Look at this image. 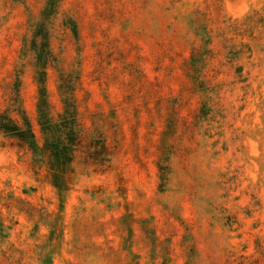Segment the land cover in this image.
<instances>
[{
	"label": "rangeland",
	"instance_id": "rangeland-1",
	"mask_svg": "<svg viewBox=\"0 0 264 264\" xmlns=\"http://www.w3.org/2000/svg\"><path fill=\"white\" fill-rule=\"evenodd\" d=\"M0 264H264V0H0Z\"/></svg>",
	"mask_w": 264,
	"mask_h": 264
}]
</instances>
